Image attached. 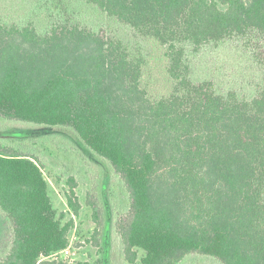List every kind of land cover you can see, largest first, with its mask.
<instances>
[{
  "label": "trees",
  "instance_id": "16d2710c",
  "mask_svg": "<svg viewBox=\"0 0 264 264\" xmlns=\"http://www.w3.org/2000/svg\"><path fill=\"white\" fill-rule=\"evenodd\" d=\"M78 1L159 47L170 92L149 96L147 53L129 41L77 24L40 33L0 20V117L68 127L110 164L129 198L114 225L129 263L197 254L264 264V57L256 79L250 53L242 60L227 47L249 33L264 50V0ZM207 45L212 71L197 80L185 48ZM231 70L236 88L226 87ZM74 188L65 197L77 215ZM0 212L10 225L0 264H64L49 257L69 244L73 218L55 210L37 160L1 145Z\"/></svg>",
  "mask_w": 264,
  "mask_h": 264
},
{
  "label": "rangeland",
  "instance_id": "374dc122",
  "mask_svg": "<svg viewBox=\"0 0 264 264\" xmlns=\"http://www.w3.org/2000/svg\"><path fill=\"white\" fill-rule=\"evenodd\" d=\"M0 20L5 24L16 23L20 26L29 22L40 33L54 25L77 24L107 37L129 41L143 54L147 53L141 85L149 96L155 98L167 95L172 88L159 47L147 42L137 43L130 29L78 0H0ZM236 40L239 44L233 40L227 47L235 49L236 56L242 60L245 52L250 53L249 70L257 75L256 79L258 76L262 79L258 70L261 58L264 57V50L257 51L261 48L260 41L249 33L242 34ZM185 49L190 74L197 80H208L214 50L209 51V45L196 52L188 47ZM232 72L239 75L237 70L228 71V88H236L230 82ZM238 93L241 94L242 89ZM0 145L8 151L32 155L48 181L49 195L55 210L73 218L74 225L67 245L69 254L58 252L54 257L56 260L64 264H141L139 259L129 263L124 258L121 242L114 229L115 222L129 207L123 183L110 164L88 150L73 130L0 117ZM71 179L75 182L74 191L80 206L77 215L71 212L65 197ZM9 242L10 225L0 212V259L7 254ZM141 255L142 252H139V258ZM179 264L221 263L210 257L191 254Z\"/></svg>",
  "mask_w": 264,
  "mask_h": 264
},
{
  "label": "built area",
  "instance_id": "2783aa9c",
  "mask_svg": "<svg viewBox=\"0 0 264 264\" xmlns=\"http://www.w3.org/2000/svg\"><path fill=\"white\" fill-rule=\"evenodd\" d=\"M58 252H64L65 254H69V246H66L64 249L58 251ZM58 252H55L50 255L49 258H52L53 260H56L54 257L58 254Z\"/></svg>",
  "mask_w": 264,
  "mask_h": 264
}]
</instances>
